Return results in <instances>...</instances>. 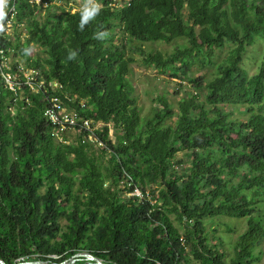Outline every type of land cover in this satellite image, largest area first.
Returning <instances> with one entry per match:
<instances>
[{
	"label": "trees",
	"instance_id": "1",
	"mask_svg": "<svg viewBox=\"0 0 264 264\" xmlns=\"http://www.w3.org/2000/svg\"><path fill=\"white\" fill-rule=\"evenodd\" d=\"M109 1L14 0L13 30L0 29V46L13 54L4 69L36 70L42 80L10 89L0 73V259L86 251L108 264H243L259 245L264 258V50L256 72L242 65L248 45L264 40V0ZM176 38L167 53L143 46ZM138 59L196 90L176 110L159 94L142 115L128 78ZM197 62L213 66L206 78L188 74ZM52 93L106 122L105 145L84 141L83 130L53 135L43 110ZM181 149L189 160L178 172ZM126 174L155 201L129 193ZM217 214L246 216L227 260L203 221Z\"/></svg>",
	"mask_w": 264,
	"mask_h": 264
},
{
	"label": "rangeland",
	"instance_id": "2",
	"mask_svg": "<svg viewBox=\"0 0 264 264\" xmlns=\"http://www.w3.org/2000/svg\"><path fill=\"white\" fill-rule=\"evenodd\" d=\"M72 9V8H71ZM14 25V24H13ZM13 27V26H12ZM12 27L8 31H12ZM24 36L25 27H18ZM13 36V32L11 33ZM176 42H182V39H174V41L165 42V41H146L143 42V46L146 48H155L161 49L164 53L170 52ZM39 48L38 45H34ZM264 50V40L261 38H257L252 44L248 45L243 59L242 65L246 68L247 74H251L256 72L259 62L262 57V53ZM227 53V46L218 49H215L216 61H218L221 57H223ZM13 54H11L12 56ZM213 69V66L208 64L201 65L200 63H194L190 70H188V74L191 76L201 75L203 78H206L209 75V71ZM128 78L132 83L133 92L132 94L135 97L137 105L140 107V111L142 115L150 114L152 106L156 103L157 96L159 94H164L167 98L170 105L174 110L177 109L176 101L179 96L184 95L186 91H194L196 87L192 86V83L189 82L186 78L181 79V77H176V75H171L169 72H163L157 70L154 66H146L138 60L132 62L131 68L128 74ZM201 98V94L198 95ZM240 105L228 104L226 109L232 110V116L244 117L245 114L240 112L238 108ZM103 120L98 119L94 125L102 128L103 124L106 122H102ZM109 126V135L115 140V136L117 134V130L113 127L112 122H107ZM74 131L71 130L68 132L69 135H72ZM186 149L178 150L175 155L174 167L178 172H182L184 168H187L188 164V155ZM154 185V184H152ZM169 218L178 226V222L176 221L175 215L169 213ZM205 223V227L208 233V238L210 242L218 243L220 240V244L218 248L224 250L225 259L227 260L233 255V251H235V242L237 240L238 235L245 229L246 226V216H232L225 214H217L213 216H205L203 218ZM61 222L64 223L65 219L61 218ZM180 230H182V226L179 225ZM260 248L263 249L262 245H259L254 248L252 255H256L257 258L250 260L249 262L243 264H264L263 255L260 252Z\"/></svg>",
	"mask_w": 264,
	"mask_h": 264
},
{
	"label": "built area",
	"instance_id": "3",
	"mask_svg": "<svg viewBox=\"0 0 264 264\" xmlns=\"http://www.w3.org/2000/svg\"><path fill=\"white\" fill-rule=\"evenodd\" d=\"M30 2H35L37 4H41L42 6L46 5V0H29ZM117 2H120V0H110L109 3L112 5H115ZM4 18L0 20V29L8 31L13 26V16L16 12L14 0H5L4 4ZM10 52L12 50L10 49ZM11 60V53L10 55L7 53V50L5 51V48L0 46V73L4 79V82L10 89H14L18 84L24 83L30 86V88H37L40 84H42V80H37L35 75L37 73L36 70H28L27 68H21L22 74L19 75L16 73H12L10 70H6L7 66L10 65ZM52 87H59L60 83H58L55 80H52L50 82ZM68 98H72V95H67ZM64 98H61L58 94L52 93L49 94L47 97V103L45 107L43 108L44 114L47 117V119L51 122L53 126V135L57 136L59 140H63L62 133L64 131L68 132L73 130L72 133L73 136L75 135L76 131L83 130V140H90L94 143H97L100 146H104V141L100 138L98 135L99 130H101L100 127H96L94 123L97 122V120L84 116L79 109L73 108L68 106L63 101ZM84 102L80 100V106H83ZM103 122V121H102ZM69 135V134H68ZM70 136V135H69ZM127 178V185H131V189L129 193L134 194L135 196H138L139 198L146 197L151 202H154L155 199L150 196V193L147 189L142 191L140 188H138L136 185L132 184L131 177L126 174Z\"/></svg>",
	"mask_w": 264,
	"mask_h": 264
},
{
	"label": "water",
	"instance_id": "4",
	"mask_svg": "<svg viewBox=\"0 0 264 264\" xmlns=\"http://www.w3.org/2000/svg\"><path fill=\"white\" fill-rule=\"evenodd\" d=\"M84 258L86 260H93L96 264H108L105 261H102L99 257L92 255L91 253H88L86 251H76L72 254H70L69 256L59 260V261H47V260H43V259H28V260H21V261H17L15 263L12 264H71L73 263L77 258ZM0 264H7L5 262H3L0 259Z\"/></svg>",
	"mask_w": 264,
	"mask_h": 264
},
{
	"label": "clouds",
	"instance_id": "5",
	"mask_svg": "<svg viewBox=\"0 0 264 264\" xmlns=\"http://www.w3.org/2000/svg\"><path fill=\"white\" fill-rule=\"evenodd\" d=\"M4 4H5V0H0V20H2L4 18L5 12H4ZM87 17H85V21H86Z\"/></svg>",
	"mask_w": 264,
	"mask_h": 264
}]
</instances>
